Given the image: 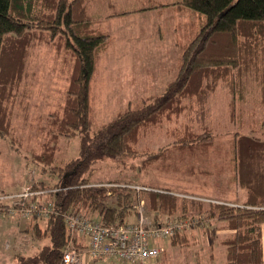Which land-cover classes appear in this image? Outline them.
Wrapping results in <instances>:
<instances>
[{
  "label": "trees",
  "instance_id": "trees-1",
  "mask_svg": "<svg viewBox=\"0 0 264 264\" xmlns=\"http://www.w3.org/2000/svg\"><path fill=\"white\" fill-rule=\"evenodd\" d=\"M90 3L88 0H0L1 140L21 142L19 131L17 134L12 126L10 97L27 75L26 59L35 35L32 30L39 35L49 33L51 38L61 37V41L52 45L73 57L63 104L59 111L49 114L41 149L32 151L39 170L54 175L58 181L53 187L35 183L31 191L47 193L56 214L28 220L24 231L31 232L39 247L34 253L17 254L13 264H63L62 252L68 237L62 219L65 212L86 213L105 226L123 224L135 194L117 181L100 182L117 186L95 185L96 165L100 161L136 155L133 148L147 130L192 110L193 103L202 108L219 83L223 82L232 98L236 94L241 97L244 84L236 81V76L253 73L251 77L264 102V0H180L176 4L200 15L204 23L181 47L174 76L159 93L125 107L103 124H96L89 103L90 82L99 55L110 38L91 28L99 13L95 12L97 5L91 10L94 4ZM183 131L181 137L173 132L176 140L171 147L178 151L208 148L213 144L209 131L199 134ZM63 138L75 139L79 150L75 157L61 162L57 151L63 149L59 143ZM232 138L231 182L236 192L244 194L238 201L207 204L197 198L185 201L169 189L151 188L141 192L153 223L193 218L200 221L207 218L206 213L209 218H216L217 228L230 231L225 236L215 235L207 259L199 260L195 254L191 264H264V138L241 131ZM154 157L155 154L147 156L141 167ZM179 200L185 203H180L181 208ZM7 207L8 202H0V208ZM188 208L191 212L187 213ZM162 216L166 218L159 222ZM198 224L176 233L168 243ZM219 253L221 257L217 261Z\"/></svg>",
  "mask_w": 264,
  "mask_h": 264
},
{
  "label": "rangeland",
  "instance_id": "rangeland-1",
  "mask_svg": "<svg viewBox=\"0 0 264 264\" xmlns=\"http://www.w3.org/2000/svg\"><path fill=\"white\" fill-rule=\"evenodd\" d=\"M92 1L95 0H88ZM109 1H96L102 8L91 25L94 31L106 33L110 38L105 50L99 55L90 82L89 103L96 124H103L125 107L159 93L175 74L181 47L193 38L204 23L200 15L190 10L194 14L191 17L174 13V6L188 11L176 4L180 0H120L129 9L152 6L149 10L153 7L159 10L167 6L162 14L136 12L125 15L118 14L130 11L119 10L116 14L113 8L107 9ZM32 32L35 35L31 39L26 59L27 75L10 97L13 105L12 126L17 134L19 131L21 142L0 139V196L18 195L22 198L35 183L53 187L58 181L54 175L39 170L33 162L32 151L41 149L40 144L46 140L44 125L51 118L49 114L59 111L63 104L73 57L52 45L61 41V37L57 39V36L52 35L51 38L49 33L39 35L38 32ZM173 44L175 46L171 48ZM251 76L253 73L250 76H236V81L244 84L241 97L236 94L232 98L226 93L223 82L219 83L202 108L193 103L192 110L147 130L133 148L137 151L136 155L117 161H100L96 165L94 183L117 181L134 192L133 205L127 212L125 222L134 221V207L143 201L141 192L148 191L139 190L138 187L169 189L185 201L197 198L207 204L216 201L235 202L243 197V192H236L231 182L232 137L241 131L245 134L254 132L264 138V102ZM226 99L231 108L228 115ZM187 129L198 134L209 131L214 138L213 144L208 148L199 146L183 151L172 148L171 144L176 140L173 132L180 133L181 137L183 130ZM67 141L65 138L59 140L63 148L57 151L61 162L78 154L77 141ZM166 146L168 149H165ZM154 154L156 157L141 167L144 159ZM61 162L57 165H61ZM39 198L38 202L50 203L47 193L40 194ZM183 202L179 200V208L180 203L185 204ZM27 203H31V198L27 199ZM1 209L0 264H13L17 254L34 253L39 244L31 232L24 231L26 226L23 220L19 217L10 218L6 210ZM144 211L150 220L146 204ZM188 212H191L190 208ZM204 215L207 218L202 222L200 220L197 228L183 232L173 243L168 244V240L160 242L164 251L151 264H191L195 254L199 260L207 259L215 235L225 236L230 231L217 228L219 223L216 218L211 219L206 213ZM165 218L162 216L158 221ZM151 224L157 223L151 221ZM220 257L219 253L217 261ZM88 264L123 263L99 259Z\"/></svg>",
  "mask_w": 264,
  "mask_h": 264
},
{
  "label": "built area",
  "instance_id": "built-area-1",
  "mask_svg": "<svg viewBox=\"0 0 264 264\" xmlns=\"http://www.w3.org/2000/svg\"><path fill=\"white\" fill-rule=\"evenodd\" d=\"M95 185L117 186V184ZM42 193L30 191L22 198L18 195H3L0 196V200L8 202L6 214L10 218L19 217L25 225L33 216L47 218L55 213V208L50 203L37 201ZM32 196L35 198L31 203H27V199ZM176 196L181 197L178 194ZM139 203L138 207H134L136 216L133 222L115 226H105L98 218L90 217L85 213H63L62 219L68 237L62 252V263L88 264L94 260L112 259L123 264H151L158 260L164 251L160 242L170 239L178 232L188 230L199 222L198 219L193 218L151 224L149 218L145 216L144 202Z\"/></svg>",
  "mask_w": 264,
  "mask_h": 264
},
{
  "label": "crops",
  "instance_id": "crops-1",
  "mask_svg": "<svg viewBox=\"0 0 264 264\" xmlns=\"http://www.w3.org/2000/svg\"><path fill=\"white\" fill-rule=\"evenodd\" d=\"M96 1L97 0H95V1H92L90 4L91 5H93V8L91 9V10H93L94 11V8H95V6L97 5V9L95 10V12H97V13H100V11H101V6L102 5H100V3L99 4H96ZM106 6H108V7H106L107 9H109V8H113V10H115V13H117L119 10H129V11H132V10H137V9H141V8H148L147 10H146V12H144L143 11V13H154V14H156L157 12H159V14H162V12L164 11V9H167L166 7L167 6H164V7H162V8H160L159 10H156V9H154V7H153V9H150L149 10V7H152V6H147V7H135V8H132V9H129L128 7H126V4H122V2L120 1V0H110L107 4H106ZM122 7H124V8H122ZM172 9H173V11H174V13H176V14H181L182 16H185V15H188L189 17H191V16H193L194 14H192L191 12H189V10L187 11V10H182V9H177L175 6L174 7H172ZM94 13V12H93ZM196 15V14H195ZM155 32V30L153 31V33ZM175 46V44H173V45H171V48H173ZM178 47H176V49H177ZM224 96V95H223ZM210 99V98H209ZM226 101H227V110H226V114L228 115V110L230 111V106L228 105V99H226ZM168 244H170V243H168ZM165 245V247H167V245L166 244H164ZM166 249V248H165Z\"/></svg>",
  "mask_w": 264,
  "mask_h": 264
}]
</instances>
